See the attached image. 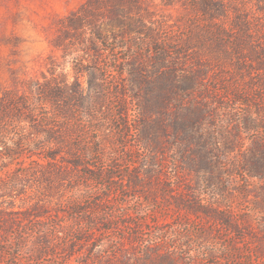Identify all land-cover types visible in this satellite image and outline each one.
Wrapping results in <instances>:
<instances>
[{
  "label": "rangeland",
  "instance_id": "1",
  "mask_svg": "<svg viewBox=\"0 0 264 264\" xmlns=\"http://www.w3.org/2000/svg\"><path fill=\"white\" fill-rule=\"evenodd\" d=\"M191 14L0 0V264H264V71L227 41L156 48ZM42 90L69 153L18 113Z\"/></svg>",
  "mask_w": 264,
  "mask_h": 264
},
{
  "label": "trees",
  "instance_id": "2",
  "mask_svg": "<svg viewBox=\"0 0 264 264\" xmlns=\"http://www.w3.org/2000/svg\"><path fill=\"white\" fill-rule=\"evenodd\" d=\"M165 1L169 4L180 2L182 5L188 6L192 10L191 18L194 22L189 20L184 37H180V41L174 39L170 41L169 37L161 41L155 39L157 43L159 42L156 43V48L162 50L161 44H165L170 52L181 53L187 51L191 46H196L194 44L203 39H213L218 43L227 41L230 43V55L236 58V65L242 67L240 61L248 59L252 63L251 66L256 64L257 70L264 71V0ZM117 2H122V0H117ZM84 10L88 13L87 8ZM169 41L171 45H169ZM52 93L51 90L46 96V91L42 90V98H40L38 106L33 108L30 104H20L19 106L26 105L24 110H19L18 113L20 116L23 114L24 120L30 122L34 132L47 133L55 139L56 143L66 146V152L69 153L71 135L55 132L57 118L64 116L59 114H66L67 109L65 107L58 108L56 99L51 96ZM13 100L11 93L0 97V123H6V121L9 123V120L13 119L11 114L14 112L10 107V105H15ZM48 102L54 106L57 113L47 108ZM39 109H44L45 112H39Z\"/></svg>",
  "mask_w": 264,
  "mask_h": 264
}]
</instances>
